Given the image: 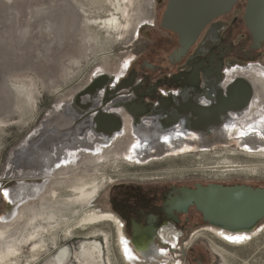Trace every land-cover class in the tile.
Returning a JSON list of instances; mask_svg holds the SVG:
<instances>
[{
    "label": "rangeland",
    "instance_id": "obj_1",
    "mask_svg": "<svg viewBox=\"0 0 264 264\" xmlns=\"http://www.w3.org/2000/svg\"><path fill=\"white\" fill-rule=\"evenodd\" d=\"M0 9V29L5 31L3 39L5 42L10 40L9 43L14 44L12 48H18L15 53L11 52L18 60L10 57L5 76L0 74V264H53L57 250L52 248V237L47 233L45 245L50 252L46 249V254L43 252L38 260H32L34 248L29 239L34 229L36 232L41 230V225L46 227V223L32 215L31 211L39 208H47V213L56 209L60 226L55 229L54 240L61 242L60 247H68L77 236L97 232L101 236L81 240L107 242V237L113 264H130L120 253L112 224H79V218L91 211L110 213L105 198L112 187L121 183L147 185L160 182L189 187L198 183H244L264 187V157H248L240 153L237 143L227 145L225 140L221 142V136L208 134L203 135L209 139L208 144L202 145L206 146L203 149H208L205 152L193 145L192 149L196 151L191 149L192 153L167 157L160 148L155 156L142 163L120 156L115 148L109 150L110 159L100 161L82 156L84 147L75 148L73 150L81 153L53 165L50 177L34 185L35 199H30L29 194L24 196V181H32L29 173H32L35 150L44 153L42 144L49 141L51 133L60 136L69 130L68 140L72 141V130L77 131L76 127L81 123L74 127L76 120L71 114L74 112L78 117L80 114L73 106L74 98L92 82L96 72L104 69L113 74L137 55L140 44L145 41L140 33L154 19L155 0H0ZM114 17L118 19L116 25L109 22ZM260 62L264 65V58ZM69 115L73 123L66 130ZM28 139H31V146L23 147ZM19 147L23 149L18 150ZM55 147L53 154L56 150L59 153L69 149L67 146ZM227 161L250 170L225 173L222 167L228 165ZM39 169L41 172V167ZM253 169L256 172L251 171ZM95 181L102 182L103 189L94 203L72 201L77 197L76 188L86 185L90 191ZM27 196L30 198L26 199ZM45 227L42 229L46 230ZM70 230L77 235L70 237ZM14 246H18L17 251ZM78 247L77 243L75 251ZM219 247L234 253L222 244ZM237 255H243V263L230 255L227 259L239 264H264V232L259 242L246 245ZM72 258L79 264L74 254ZM218 260L224 263L223 259ZM212 261H215L213 257Z\"/></svg>",
    "mask_w": 264,
    "mask_h": 264
},
{
    "label": "flooded vegetation",
    "instance_id": "obj_2",
    "mask_svg": "<svg viewBox=\"0 0 264 264\" xmlns=\"http://www.w3.org/2000/svg\"><path fill=\"white\" fill-rule=\"evenodd\" d=\"M169 3L170 0H155L153 22L140 33L145 41L120 78L111 76L109 92L102 94L106 104L99 106L113 114L119 112L122 117L129 115L141 134L186 130L200 136L222 137L231 119H237L235 114L246 112L255 99V95L247 94L241 79L229 74L255 65L264 67L260 62L264 58V40L256 43L246 20L249 0H238L230 11L214 17L188 48L182 46L178 32L162 26ZM236 89L239 94L234 99L231 93ZM212 111L219 116L213 123L196 122L198 114ZM90 124L86 119L76 128L85 125L90 129ZM105 124V130L114 126L113 122ZM208 140L205 137L204 144L200 143L206 145ZM184 187L194 188L160 182L121 183L108 191L105 205L114 216L112 225L132 259L138 264H239L228 260L230 255L243 263V255L237 252L245 246H231L222 236L253 238L264 220L251 233L205 223L196 207L185 210L183 206L171 205ZM260 236L248 241L256 244ZM83 238L69 242L72 254ZM219 244L234 253L221 249ZM70 264H75L74 260Z\"/></svg>",
    "mask_w": 264,
    "mask_h": 264
},
{
    "label": "bare ground",
    "instance_id": "obj_3",
    "mask_svg": "<svg viewBox=\"0 0 264 264\" xmlns=\"http://www.w3.org/2000/svg\"><path fill=\"white\" fill-rule=\"evenodd\" d=\"M34 10H35V8H34ZM0 13H2L1 9H0ZM9 15H10V13H9ZM17 21H19V20H17ZM109 22L116 25L118 23V19H117V17H114V18H111L109 20ZM4 32H5L4 28L0 29V74H2V75H4V73H6V71L9 68V66H8L10 63L9 59H10V57H12L11 52L15 53L16 50H18V48H16V47L12 48V46L14 44L9 43L10 40L5 42V40L3 39L4 38V35H3ZM25 34H26V31H25ZM12 58L16 59L18 57L14 56ZM16 60H18V59H16ZM128 63L129 62H127L126 64H123V66L113 74H109L104 69L100 70V71L95 73V75L93 76V79L95 77L102 75V74L114 76V77L119 79L120 75L123 74L125 72L126 68L128 67L127 66ZM12 64L13 63H11V65ZM251 68L245 69L243 71L236 70L232 74H229V76L230 77L232 76V78L243 79V80L247 81L248 83H250L254 89L255 99H254V102L251 105V107L246 112H244L245 114L241 113L244 115L240 116L241 114L240 115L235 114L236 116L235 115L234 116L237 117L236 120L235 119L232 120L231 119L232 116H231V118H230L231 123H229V127L225 130V132H223L222 137L220 139H221V142H223V140H225L227 145H229L231 142L232 143L235 142L238 144L236 146H238V148L241 149L240 153H242L248 157H251V158L252 157L258 158L259 156L264 157V67H261L260 65L259 66L255 65ZM112 72H110V73H112ZM66 105H68V104H66ZM109 112H113V111H109ZM114 113H115V111H114ZM116 114H119L121 116V118L123 119L124 125H123L122 131L120 133L115 134L114 137H112L111 139H108L107 136H104L103 134L97 133L94 130L92 123H91L90 129L88 127H84L85 125L83 126L84 128L78 127L77 131L75 129H73L72 130L73 132L71 134V137H72L71 142H69V140H68L70 134H68L67 132L69 131L68 130L69 126H71V124L73 123V119L69 115V120L67 121L68 127L66 128V130H68V131L66 133L60 134V136L59 135L56 136L55 134L53 135L51 133V136H49L50 137L49 141L47 143H45L44 145L42 144V147H44L43 148L44 153L40 152V151L37 152V149L35 150V153H33L32 157H34V161H33L34 165L32 168H30L32 170V173H29L32 175L31 177L29 176L30 178H32V181L29 182L31 179L28 181L25 180L24 186H22L23 195L29 194L31 196V198L27 196L26 199H28V198L35 199L36 198V197L34 198V196H33V194L35 195V193H33V191H35L34 185L38 184L39 182H43L45 179L50 177V174L52 173L53 168L56 166L55 164H59L61 162H64L72 154L81 153V151L73 150L75 148L84 147L85 149L83 151H85V152L82 153V156L87 157L88 159H90L92 157L93 159H96L98 161H100V159H102V160L108 159V158L110 159L111 153L109 150L112 151L115 148L116 150H118V153L120 154V156H127L129 159H132V161L136 160L139 163H142L145 159H147L149 157L155 156V153H157V149H160V148L164 149V153H166L167 157L189 154L191 152L193 145H195L196 148H201V149L206 148V146H202V144L200 143L202 141V143L204 144L203 139H205V137H203V135L200 136L198 134L189 133L188 131L186 132V130H178V131H171V132L159 131L153 135H150V133L141 134V132L137 131L136 127L133 124V120H131V117L129 115L127 116L126 114H123V117H124L123 118L119 112H116ZM72 115H73V118L77 120L78 115L74 112ZM238 117H241V118H238ZM230 119H229V121H230ZM76 124H78V123H76ZM132 124H133V126H132ZM80 129H82V130H80ZM39 130H41V129H39ZM39 130H38V132H42ZM160 140H162L163 143H161ZM30 141H31V139H28L27 142L23 145V147L27 146V145L31 146ZM41 141L42 140H40L38 144H40ZM58 146H61V149L63 146H67V148H69V149L64 151V152L60 151L59 152L60 154L57 153L58 150H56L57 152H55L53 154V148L55 147L56 149H58ZM23 147H21V148L19 147L18 150L23 149ZM260 148H262V149L260 150ZM207 150L208 149H203L202 152H205ZM193 151H196V150L192 149V152ZM58 155H60V158H57V157H59ZM84 157L81 158V160L84 159ZM227 163H228V161H227ZM53 165H54V167H53ZM227 166L225 164L222 167V169L225 173H226V171H228V172H231V171L239 172V171H246L248 169L247 167H243V166L239 167L240 165H235L234 163H231V162L228 163ZM39 167H41V169H42L41 172L39 171L40 170ZM248 170H250V169H248ZM255 170L256 169H253L251 171L256 172ZM28 175H26V176H28ZM27 179H28V177H27ZM95 182L92 184L93 187L91 188L90 191H88L86 189V185L76 188L75 192L77 194V197L72 201H75L76 203H81L84 201H92V202L96 201V199L99 197V195L103 189V184H101L102 182L101 183H99V182L97 183V181H95ZM39 186H37V187H39ZM23 198H25V197H23ZM87 206H89V205H87ZM14 207H16V205ZM46 209L45 208H43V209L39 208L36 210L33 209V211H31L32 215H35L40 222L42 221V222H44V224L46 223V227L44 226L46 230L42 229L44 227H43V225H41L42 226L41 230L38 229V231L35 232V229H34V231H33L34 234H32L30 239H29V241H31V245H33V248H34L32 250L33 251V255H32L33 261H35L43 252H44L43 254H46L45 252L48 250V248L45 245V243L47 241H46V239H45L46 237L44 235H45V233H47L49 235V237H52L51 238V241H53V247L52 248H56V250H57L55 252V255L53 256V260H52L53 264H70V262L73 260V258H72L73 254H74V258L76 259V261L79 264H113L112 259L110 257L109 240L107 237H106L107 242H104V241L99 242L98 240H93V241L80 240V242H78L79 247L77 248V251L73 252V254H72V251L69 249V247H67V246L60 247L61 242L59 240L57 241V239L54 240V238L57 236V234H55V229L58 226H60V220H58V218H57L56 209L54 208L55 212H53V213L48 212L49 214L47 213ZM59 210H60V208H59ZM113 221H114V216L111 213L102 212V211H91L88 214L86 213L79 218V224L82 222V223H84V226L96 225L98 223H110V224H112ZM38 226H40V225H38ZM84 226H82V227H84ZM119 228H120V226H119ZM262 229L263 228H261V230L258 231L257 234L253 238L252 237H243V238H239V239H232V237H227V236H222V237L227 239L226 242H228L231 246H233V245H238V247L239 246H246V245L250 244L251 242H253L254 241L253 239H255V237L257 238V236H260L262 234V232H263ZM65 232L67 233L68 230H65ZM69 233H70V237H74L77 235L72 230H70ZM99 236H101V235H98L97 232H92V233H89L87 236H84L85 238H83V239H86V238L87 239L88 238L95 239V237H99ZM116 238L118 240L119 250H120V253L123 256V258L130 264H138L134 259H132V256L129 254L128 249L125 246V244L123 242V238L121 237V235H117ZM251 238L253 241L252 240L248 241ZM12 241H14V240H12ZM7 242H5V243L7 244ZM11 242H9V244H11ZM16 247H18V246H16ZM106 248H107V250H106ZM17 249L18 248H16V251H17ZM21 250H22V248H21ZM7 252H5V253H7ZM10 252H11V250H10ZM49 252H50V250H48V253ZM7 255H5V258ZM15 263L17 264V262H15Z\"/></svg>",
    "mask_w": 264,
    "mask_h": 264
},
{
    "label": "water",
    "instance_id": "obj_4",
    "mask_svg": "<svg viewBox=\"0 0 264 264\" xmlns=\"http://www.w3.org/2000/svg\"><path fill=\"white\" fill-rule=\"evenodd\" d=\"M237 1L170 0L162 26L178 32L182 46L188 48L214 17L230 11ZM246 20L254 33L256 43L259 44L264 40V0H249ZM111 82L112 77L107 74L95 77L73 101V106L80 110L76 123L89 119L94 130L107 136L108 139L122 131V119L100 107L106 104L102 100V94L109 92ZM240 82L249 96L254 95L250 83L243 79ZM238 94L237 89L231 93L234 99H237ZM218 117L215 111L198 114L196 122L211 124ZM112 122L114 126L110 130H105V123ZM202 133L208 134V132ZM171 205L183 206L185 210L196 207L205 223L229 231L251 233L264 220V187L196 184L194 188L180 189L179 195L172 200Z\"/></svg>",
    "mask_w": 264,
    "mask_h": 264
},
{
    "label": "snow or ice",
    "instance_id": "obj_5",
    "mask_svg": "<svg viewBox=\"0 0 264 264\" xmlns=\"http://www.w3.org/2000/svg\"><path fill=\"white\" fill-rule=\"evenodd\" d=\"M232 239H238V238H232Z\"/></svg>",
    "mask_w": 264,
    "mask_h": 264
}]
</instances>
